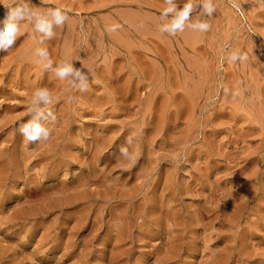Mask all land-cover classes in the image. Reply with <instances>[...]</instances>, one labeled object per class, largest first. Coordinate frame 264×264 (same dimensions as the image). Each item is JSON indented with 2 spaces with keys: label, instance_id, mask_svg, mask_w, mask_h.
Instances as JSON below:
<instances>
[{
  "label": "rangeland",
  "instance_id": "obj_1",
  "mask_svg": "<svg viewBox=\"0 0 264 264\" xmlns=\"http://www.w3.org/2000/svg\"><path fill=\"white\" fill-rule=\"evenodd\" d=\"M0 264H264V0H0Z\"/></svg>",
  "mask_w": 264,
  "mask_h": 264
},
{
  "label": "clouds",
  "instance_id": "obj_2",
  "mask_svg": "<svg viewBox=\"0 0 264 264\" xmlns=\"http://www.w3.org/2000/svg\"><path fill=\"white\" fill-rule=\"evenodd\" d=\"M19 9H15L13 10L12 12V16H16L19 14ZM211 11V9H209V12ZM187 12L185 11L184 13H182L181 15H186ZM62 17L59 16V14L57 15V19H61ZM178 23V22H177ZM40 29L41 30H44L46 31L47 30V26L43 23H41L39 25ZM206 27V26H205ZM16 33V26L15 24L9 22L7 24V27H6V36H5V39H6V42L8 44H11L12 43V39L11 37ZM21 131L26 135L27 139L30 140V141H35L38 137H37V133L39 132V128L35 125H25L22 127ZM122 152H125L126 153V149H121Z\"/></svg>",
  "mask_w": 264,
  "mask_h": 264
}]
</instances>
